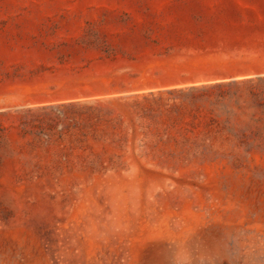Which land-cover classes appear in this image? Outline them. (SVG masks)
Returning <instances> with one entry per match:
<instances>
[{"label":"rangeland","instance_id":"374dc122","mask_svg":"<svg viewBox=\"0 0 264 264\" xmlns=\"http://www.w3.org/2000/svg\"><path fill=\"white\" fill-rule=\"evenodd\" d=\"M0 264H264V0H0Z\"/></svg>","mask_w":264,"mask_h":264}]
</instances>
